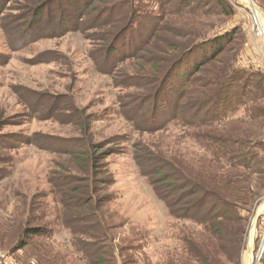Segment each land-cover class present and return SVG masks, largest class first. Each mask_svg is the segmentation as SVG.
Instances as JSON below:
<instances>
[{
    "label": "rangeland",
    "instance_id": "rangeland-1",
    "mask_svg": "<svg viewBox=\"0 0 264 264\" xmlns=\"http://www.w3.org/2000/svg\"><path fill=\"white\" fill-rule=\"evenodd\" d=\"M58 6L0 0V264H249V251L250 264H264V0H101L85 13L99 31L86 26L82 33L67 25L76 9L62 14ZM132 12L160 22L155 32L152 25L134 31L152 35L147 59L127 60L113 79L97 70L92 54L106 60L125 24L111 28L112 21ZM24 31L43 37L30 42ZM213 42L223 51L203 64L220 50ZM187 53L173 85L190 79L185 104L241 73L226 113L211 127L174 122L151 131L155 119L136 117L131 107L153 99L151 84L158 87L170 61ZM152 56L159 59L146 62ZM124 73L135 76L122 82ZM211 80L217 84L201 87ZM214 136L241 157L253 153L252 164L238 166L240 159L208 139ZM139 158L147 170L163 162L178 172L168 173L171 207L143 176ZM179 173L216 181L204 209L200 194L176 205L178 190L168 186H180ZM84 197L91 205L81 204ZM29 229L41 233L28 239Z\"/></svg>",
    "mask_w": 264,
    "mask_h": 264
},
{
    "label": "trees",
    "instance_id": "trees-1",
    "mask_svg": "<svg viewBox=\"0 0 264 264\" xmlns=\"http://www.w3.org/2000/svg\"><path fill=\"white\" fill-rule=\"evenodd\" d=\"M63 1L64 0H55L57 5H59L58 6L59 9L62 11V14L63 13L67 14V11H69L70 8L76 9L70 15V16L74 15V18H76V22L74 24L69 22V24H67L69 29H71L72 32L82 33L84 31L83 28L86 26H91L92 27L91 29L97 32L99 31L98 24L92 25L91 23H89V20L85 21V19H87V15L85 13L92 12L93 8H95V6H93L94 3L100 2L101 0H82V3L80 2L78 4L77 2L81 0H66L67 2H70V5H64ZM135 1H138V0H135ZM1 2L3 3V0H1ZM112 16L114 18L116 16L115 13L112 14L111 17ZM121 20L122 22L123 21L125 22L124 25H121ZM159 22L160 21L156 22V20H154L153 18H149V17L143 18L142 15L137 16L136 12H132L130 16L128 17L125 16V18H122V19L118 18L116 20H113L110 25L111 28H115L119 25L121 26L117 28L118 33L115 32L114 34H109L110 35L109 37L111 38L117 33L114 40H112L109 44L110 54H107L106 60H109V57L112 56L114 57L116 61L115 62L111 61L107 63L105 59L98 60L92 54V58L96 64L95 66L97 70L102 69L101 70L102 73L111 75L113 79H115L119 71L118 70L119 66L122 63L126 62L129 59L136 60L139 62L143 61L144 59L145 61L147 57L143 55L142 52L145 49H148L150 42H151L150 39L152 35L145 37L143 34H141L140 37H137V36H134V34L137 31L141 32L143 27L146 28V25L149 26L150 28L152 25V28H154V32H155L158 28L157 25ZM117 23L118 25H116ZM33 32L34 31L26 33L24 31V33L27 34L26 38H28L30 42L35 41L36 38L38 39V38L43 37V36H39L35 38L34 37L35 34H32ZM218 41H220L219 38H218ZM207 43L208 42H206V44ZM19 45L22 46V45H25V43L21 42L17 45V47ZM221 45L222 44H218V43L216 44V42L215 43L213 42L212 44V46H214L215 48L217 47V49H220L222 47ZM222 51L223 50L221 49L216 50L213 53V55L203 64H207L208 62L212 63L214 60L218 58V56L221 54ZM187 56H188V53L186 56L184 55L177 59L173 58L170 61L171 63L166 68L163 78L161 79V84H159L158 87H157V82L155 85L151 84V88L148 93L153 97V99L144 100V102L138 107L136 106H134L133 108L131 107V110H133V113L136 115V117L144 116L147 119H151V120L155 119L152 122L153 124H151L152 125L150 127L151 131L162 130L166 125H168L169 123H174V122H179V123H182L183 125L186 124L191 127L192 126H196V127L197 126H203V127L210 126L211 127V126H214L215 124L221 123L222 117L224 116L223 114L226 113V112L224 113L225 110H223L222 107H226L229 105L230 100H231V90L235 88L237 83L240 81V78L238 79V77L241 75V73L239 72L236 73L234 71L233 73L230 74L229 77L226 76L227 77L226 78L225 72L223 70H219V75H218L219 79H221L222 77L223 78L225 77L222 80V84L220 85V88L213 95H210L208 92H205L204 90L203 92H201V95L197 93V95L193 97V101H195L194 105L193 104L190 105L188 102L189 99L191 98V94H190V97L185 104L184 100L188 97V96L186 97V94H187L186 89L188 88V84L190 86V79L187 82L184 81L180 83L179 84L180 86H178V88H174L173 85H175V82H177L176 81L178 79L177 76L178 75L180 76L183 74L182 66ZM119 57H122V58L119 60ZM155 58L158 60L159 56H156V57L152 56V58L146 62H152ZM107 66L109 67V69H107ZM134 76H135L134 74H132V76H129V73H124V80H122V82H130L132 81V79L130 78H134ZM165 76L169 78L166 82H165V78H166ZM174 76L176 77L174 78ZM193 82L194 84L196 82L200 83L201 80L194 78V80L192 79V84ZM164 84L166 85L164 86ZM213 84H217V82L211 80L206 85H203L201 87L207 88ZM121 87L128 88V85H125L124 83H122ZM129 87H139V85L137 86L129 85ZM194 89H195V85H194ZM146 106L149 107L148 110ZM191 110L196 111V114H192L190 112ZM157 120L159 123L155 122ZM208 139L216 143L219 148H225L229 150L227 154L230 155V159L235 160V161L240 159L238 166L243 165V168H246V167H249L250 164H252L254 160V157H252L253 153L243 154V156L241 157L239 155L240 154L239 149H235L231 145L230 146L223 145L220 138L214 136V137H209ZM238 143L239 142L235 143V145H237ZM239 146L242 147L240 143H239ZM96 152L97 150H95V153ZM217 152H220V151H217ZM110 153L105 154L104 158L107 159L108 157H110L109 156ZM112 154H114V152H112L111 155ZM138 161H139L138 165L142 170L143 176L145 175L146 177H151V181L153 185L156 186L157 194L159 195L162 201L166 202L168 206L171 207V204H170L171 193L168 194L165 191V189L167 188L168 183L171 181L170 179L171 176L168 174L169 171L172 173L177 172V171L174 168H172L173 170L170 169V167H168V164L163 163V162L162 163L165 165L161 166L162 163L158 164L157 162H155L154 169L147 170L142 164L141 158H139ZM152 162L153 160L151 161V163ZM179 170H182V169L179 168ZM176 179H178L177 181L180 183V186H176V187L174 185L168 186V188L174 187L175 190H178V191H174L172 195L174 197L173 200H175L176 205L178 206L179 203L180 205H182L183 204L182 202L185 198H188V197L190 198V197L200 194L201 197L200 199H198L197 203H200V207L204 209L206 205L208 204V201L211 199V196L209 194L210 191L208 188L211 187L212 184H214L216 181H214L213 178L208 177V176H205L203 179H200L199 177L196 180L192 178L188 179L186 177L184 178V176L181 174L178 176V178L176 177ZM223 182H224V179L219 180L220 184H222ZM186 190H189L188 193L186 192L187 194L185 193ZM179 191H182L181 195H177ZM214 200L220 203L222 206L226 207V209L228 208V204L224 203V200L222 197L215 196ZM90 202H91V197L89 198L84 197L81 199V204L84 206L91 205ZM197 203L195 205H197ZM182 209L183 208H179V211L182 212ZM210 213H212L211 210L203 212V215L205 214V219L208 218ZM217 213L220 218L227 219L226 218V215H228L227 212L219 211ZM40 233H41L40 230L29 229L25 231V237L29 239L31 236H35Z\"/></svg>",
    "mask_w": 264,
    "mask_h": 264
},
{
    "label": "built area",
    "instance_id": "built-area-1",
    "mask_svg": "<svg viewBox=\"0 0 264 264\" xmlns=\"http://www.w3.org/2000/svg\"><path fill=\"white\" fill-rule=\"evenodd\" d=\"M244 10H245V8H244ZM245 12H246V11H245ZM249 16L251 17V20H252L253 22H255L256 24H258L257 15H254V14H253V11H252V13H250ZM260 31H261V34H262V39L264 40V29H263L262 27H260ZM263 45H264V44H263ZM262 74L264 75V63H263V65H262Z\"/></svg>",
    "mask_w": 264,
    "mask_h": 264
},
{
    "label": "bare ground",
    "instance_id": "bare-ground-1",
    "mask_svg": "<svg viewBox=\"0 0 264 264\" xmlns=\"http://www.w3.org/2000/svg\"><path fill=\"white\" fill-rule=\"evenodd\" d=\"M248 5H249V3H248ZM251 5V4H250ZM252 6V5H251ZM252 8L254 9V7L252 6ZM253 257L250 255V251H249V253L247 254V259L249 260V264H250V261L251 260H253L252 259Z\"/></svg>",
    "mask_w": 264,
    "mask_h": 264
}]
</instances>
